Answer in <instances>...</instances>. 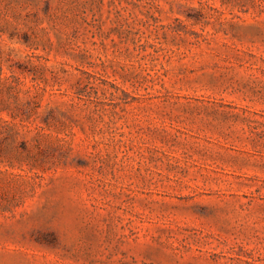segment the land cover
<instances>
[{"label": "rangeland", "instance_id": "374dc122", "mask_svg": "<svg viewBox=\"0 0 264 264\" xmlns=\"http://www.w3.org/2000/svg\"><path fill=\"white\" fill-rule=\"evenodd\" d=\"M0 264H264V0H0Z\"/></svg>", "mask_w": 264, "mask_h": 264}]
</instances>
